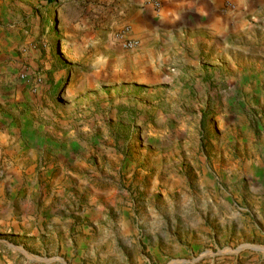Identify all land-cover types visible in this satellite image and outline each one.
Returning a JSON list of instances; mask_svg holds the SVG:
<instances>
[{"label":"rangeland","instance_id":"rangeland-1","mask_svg":"<svg viewBox=\"0 0 264 264\" xmlns=\"http://www.w3.org/2000/svg\"><path fill=\"white\" fill-rule=\"evenodd\" d=\"M16 1L0 264H264V9L140 87L108 77L124 66L86 11L96 0Z\"/></svg>","mask_w":264,"mask_h":264},{"label":"crops","instance_id":"crops-1","mask_svg":"<svg viewBox=\"0 0 264 264\" xmlns=\"http://www.w3.org/2000/svg\"><path fill=\"white\" fill-rule=\"evenodd\" d=\"M154 1L156 6L153 0L87 3L86 11L91 8L89 15L95 16L94 26L102 27L117 62L124 66L123 70L114 66L109 78L132 76L134 84L140 87L162 84L169 80L168 71L194 64L201 54L218 52L221 39L264 9V0ZM224 2H229L231 9H223ZM22 5L16 0H0V10L7 12L0 16V55L10 39L6 23L19 15L16 9ZM123 27L128 28V37L138 42L137 48L122 51L114 40Z\"/></svg>","mask_w":264,"mask_h":264},{"label":"built area","instance_id":"built-area-1","mask_svg":"<svg viewBox=\"0 0 264 264\" xmlns=\"http://www.w3.org/2000/svg\"><path fill=\"white\" fill-rule=\"evenodd\" d=\"M154 5H157V2L154 1ZM128 28L123 27L122 30L114 35V40L118 43L119 47L126 50H133L137 48L138 42L128 37Z\"/></svg>","mask_w":264,"mask_h":264}]
</instances>
